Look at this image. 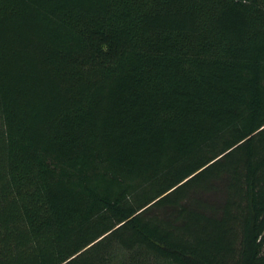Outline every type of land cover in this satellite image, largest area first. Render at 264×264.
Returning <instances> with one entry per match:
<instances>
[{"label":"trees","instance_id":"obj_1","mask_svg":"<svg viewBox=\"0 0 264 264\" xmlns=\"http://www.w3.org/2000/svg\"><path fill=\"white\" fill-rule=\"evenodd\" d=\"M220 175V213L155 216ZM0 246L264 264V0H0Z\"/></svg>","mask_w":264,"mask_h":264},{"label":"rangeland","instance_id":"obj_2","mask_svg":"<svg viewBox=\"0 0 264 264\" xmlns=\"http://www.w3.org/2000/svg\"><path fill=\"white\" fill-rule=\"evenodd\" d=\"M217 180L219 181H215L214 182V187L213 189H209L208 190H204L205 193L203 192L201 195H194V196H187L186 198H184L183 200H181L179 207H175L173 210H168L166 208H162L160 210H155L154 214L157 218L159 219H167L168 217H175L176 214H179L181 209H185L186 208H190V206L192 205H197L200 203L202 204L204 201L207 202V204H205L207 206V211L209 213H220L221 210L224 209V205L227 203L228 199H227V195L229 193L228 191V186H227V181L228 179L226 178V175H220ZM227 186V187H226ZM207 189V188H205ZM196 196V197H195ZM238 201L240 203H238L237 205H234L232 211L233 212H237L238 214L241 212V209L239 210V208H243L244 206L242 205L241 202V198H238ZM202 202V203H201ZM204 204V203H203ZM241 224L242 222L239 223L238 226V231L240 232L241 230ZM238 241H240L241 236L238 234L237 238ZM5 248L3 246H0V264H2L3 261V257L5 256ZM122 260H126L125 263H120V261ZM120 261L116 262L115 264H130L128 259H123V256H121Z\"/></svg>","mask_w":264,"mask_h":264}]
</instances>
